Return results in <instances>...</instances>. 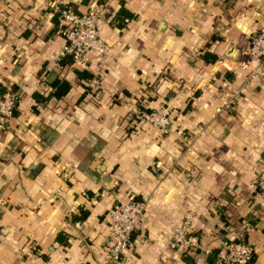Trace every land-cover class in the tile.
<instances>
[{
	"label": "crops",
	"instance_id": "crops-1",
	"mask_svg": "<svg viewBox=\"0 0 264 264\" xmlns=\"http://www.w3.org/2000/svg\"><path fill=\"white\" fill-rule=\"evenodd\" d=\"M54 1L0 0V83L17 91L0 129V264H222L240 237L264 264V75L246 80L243 65L264 0H71L106 8L110 53L80 66L59 56ZM57 77L70 83L59 97ZM155 108L167 131L140 119ZM143 196L135 247L109 262L111 205ZM186 212L199 246L180 253L169 235Z\"/></svg>",
	"mask_w": 264,
	"mask_h": 264
},
{
	"label": "built area",
	"instance_id": "built-area-1",
	"mask_svg": "<svg viewBox=\"0 0 264 264\" xmlns=\"http://www.w3.org/2000/svg\"><path fill=\"white\" fill-rule=\"evenodd\" d=\"M54 10L59 12V33L64 39V44L59 56L70 55L75 65H85L90 60V54L95 52L100 57L110 53V44L99 33L98 21L103 18L106 8L102 3L93 2L85 10L75 9L71 0H55ZM108 21V20H107ZM247 52L249 58L255 64L249 66L246 80L256 75H264V30L248 34ZM225 59L219 62L225 64ZM50 68L49 65L46 66ZM236 91L216 105L215 111H221L230 107L231 100ZM17 91L11 84L5 85V90L0 93V129H5L9 119L16 108ZM140 119L154 127L167 131L170 117L164 108L138 111ZM257 194L264 199V167L259 168L255 181ZM107 194V188L102 189L100 196ZM148 208L147 197L126 200L117 199L109 209V221L107 224L105 257L109 262L119 260L126 249L135 247L133 232L140 223ZM192 214L186 212L181 220L172 226L169 235V246L180 253L187 252L199 246V236L192 231ZM253 251L251 245L242 237L228 240L219 257L222 264H251ZM40 264H55L50 258L42 257Z\"/></svg>",
	"mask_w": 264,
	"mask_h": 264
},
{
	"label": "trees",
	"instance_id": "trees-1",
	"mask_svg": "<svg viewBox=\"0 0 264 264\" xmlns=\"http://www.w3.org/2000/svg\"><path fill=\"white\" fill-rule=\"evenodd\" d=\"M52 21L54 23V27L51 30L52 31L55 30L59 32L60 18H59V12L56 10L53 11ZM75 72L77 73L78 76H84V75L89 76V73L83 72L82 70H79V69H76ZM51 83L54 86V91L52 92V94L58 97L65 94L70 88V83L66 79H60L57 77ZM4 90H5V86L0 83V93H2ZM15 112H16V108L13 110V113ZM86 215H87V210L82 209L78 218H84ZM58 239L62 240V238L59 235H58Z\"/></svg>",
	"mask_w": 264,
	"mask_h": 264
},
{
	"label": "rangeland",
	"instance_id": "rangeland-1",
	"mask_svg": "<svg viewBox=\"0 0 264 264\" xmlns=\"http://www.w3.org/2000/svg\"><path fill=\"white\" fill-rule=\"evenodd\" d=\"M168 130V129H167Z\"/></svg>",
	"mask_w": 264,
	"mask_h": 264
}]
</instances>
